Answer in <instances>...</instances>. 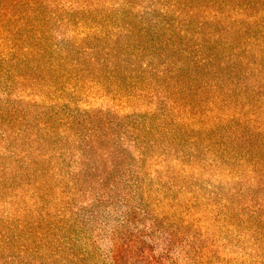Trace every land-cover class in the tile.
I'll list each match as a JSON object with an SVG mask.
<instances>
[{"label":"trees","instance_id":"1","mask_svg":"<svg viewBox=\"0 0 264 264\" xmlns=\"http://www.w3.org/2000/svg\"><path fill=\"white\" fill-rule=\"evenodd\" d=\"M133 1L0 0V200L15 209L0 218L3 264H95L75 202L107 201L118 179L125 203L142 195L184 223L209 209L264 253V0H174L178 18L224 2L253 24H144ZM90 95L117 109H79ZM137 210L95 262L168 264L148 243L155 219L127 231Z\"/></svg>","mask_w":264,"mask_h":264},{"label":"rangeland","instance_id":"2","mask_svg":"<svg viewBox=\"0 0 264 264\" xmlns=\"http://www.w3.org/2000/svg\"><path fill=\"white\" fill-rule=\"evenodd\" d=\"M130 6L131 16L136 17L135 20L144 24H178L184 22L253 24V22H259L256 21L258 19L243 15L244 5L227 6L224 2L212 4L208 12L198 11V8L190 9L194 13V17L190 19L177 17L175 11L180 9L177 8L174 0H136L131 2ZM180 8L183 9V12H189V8L186 6ZM215 10L224 14H228L227 12L232 10L236 12L233 11L230 16L224 17V19L215 20L212 16V11ZM19 99L28 101L22 96L12 97V100L15 101L14 106L24 108V104L16 103L21 102ZM116 105L117 103H112L108 98L90 95L88 99L79 103L78 107L79 109L106 110L110 108L116 110ZM123 113H130V110L127 109ZM122 175H126V173L124 172ZM115 176L119 177L120 172L115 173ZM203 180L204 182L207 181V179ZM123 182L119 179L115 182L111 188V197L107 201L103 199L105 197H102L99 198L102 202L96 198V201L93 202V195L91 197L80 195L76 199L74 212L79 221L76 235L82 248L89 251L93 263H103L109 247L108 235L121 223L124 211L127 208H137L138 215L127 227V231L134 234L141 230L146 231L148 227H151V221L155 219L157 227L154 230H147L149 232L148 243L152 245L157 255H166L165 260L168 264H264V253L258 251L253 245L252 235L245 231H234V228L223 222L221 217L216 219L215 215L212 216L209 209L208 212L201 215V221L198 223L174 221L175 218L171 215L175 209L163 207L153 212L140 200L142 195L131 196L128 203H125L123 201L124 195L127 197V195L132 194H130L129 189L123 188ZM209 184H214V182L210 181ZM215 185L218 186V182ZM210 188L208 190L211 191ZM9 197V193H5L1 197L0 218L15 212V209L5 204L9 201ZM138 207L142 209L141 212ZM77 208L79 209L76 210ZM142 211L144 212L142 213ZM90 214H93L92 218ZM24 217L29 219V213L25 214ZM3 263L4 260L0 259V264Z\"/></svg>","mask_w":264,"mask_h":264}]
</instances>
